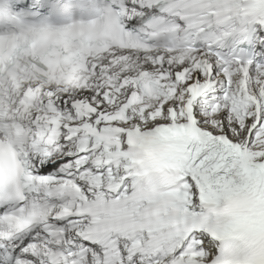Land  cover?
Returning a JSON list of instances; mask_svg holds the SVG:
<instances>
[{
	"label": "snow or ice",
	"instance_id": "6c2138e0",
	"mask_svg": "<svg viewBox=\"0 0 264 264\" xmlns=\"http://www.w3.org/2000/svg\"><path fill=\"white\" fill-rule=\"evenodd\" d=\"M0 264H264V0H0Z\"/></svg>",
	"mask_w": 264,
	"mask_h": 264
}]
</instances>
